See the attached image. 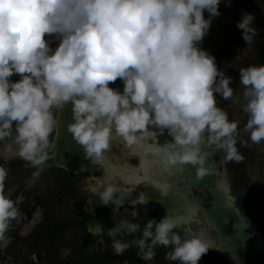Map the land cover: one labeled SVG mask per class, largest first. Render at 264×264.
<instances>
[{"label":"clouds","instance_id":"1","mask_svg":"<svg viewBox=\"0 0 264 264\" xmlns=\"http://www.w3.org/2000/svg\"><path fill=\"white\" fill-rule=\"evenodd\" d=\"M221 0H0V140L15 125L17 155L40 169L48 159L49 137L58 126L53 109L72 104L67 131L97 161L113 135L131 148L138 133L154 125L172 137L155 152L167 165H196L197 177L210 175L212 146L224 161L241 162L237 144L239 121L218 106L217 95L239 104L247 116L243 132L253 144L264 141V64L239 69L241 92L232 77L218 68L216 58L199 45ZM226 6H230L227 0ZM205 11L208 17L205 18ZM255 16L242 12L236 27L251 44ZM58 39L50 47L45 37ZM14 74L20 79L12 81ZM119 79V88L110 87ZM203 146V148H202ZM39 171L34 172L37 176ZM7 171L0 167V240L16 216L14 202L3 194ZM96 195L104 207L119 209L128 195L119 185L97 180ZM146 202V201H144ZM135 206L137 200L128 201ZM132 218L138 213L133 208ZM177 217L140 224L122 219L108 228L112 252L129 248L151 261L157 246L168 249L164 259L198 264L209 250L199 235H181ZM92 235L102 224L86 226ZM140 233L139 237L135 234ZM132 236L131 240L123 237ZM171 246V247H169ZM123 264H128L124 261Z\"/></svg>","mask_w":264,"mask_h":264},{"label":"rangeland","instance_id":"2","mask_svg":"<svg viewBox=\"0 0 264 264\" xmlns=\"http://www.w3.org/2000/svg\"><path fill=\"white\" fill-rule=\"evenodd\" d=\"M226 3L227 0H221L220 15L212 19L208 33L199 46L210 55L215 56L218 68L232 77L230 86L235 89V95L239 96L241 92L239 69L252 64H264V0H230V6H226ZM242 12H248L255 16L253 27L256 29V35L253 37L252 43L248 45L242 39L241 30L236 27ZM204 15L205 18L208 17L207 11ZM45 38L51 41L50 47L54 50L57 47L58 39L47 36ZM10 79L16 81L20 79V76L14 74ZM109 86L119 88L121 91L123 89V84L119 79L114 83L110 82ZM217 101L218 106L228 112L230 120L239 121L240 136L238 140L247 141L246 145H241L243 150L245 149L242 154L244 159L239 162L243 170L241 172L242 179L246 180L245 186L235 182L233 168L228 170L224 155L217 150L213 155L216 167L224 175H232L231 195L242 199L251 221L264 234V194H262L264 173L261 175L260 172L264 165V141H261L260 144H253L248 140V134L243 132L247 116L241 111L239 104L224 100L219 95H217ZM56 111L57 109H53L54 115H56ZM156 130L165 137H170L166 129L163 132L159 128ZM53 134L49 137L50 143ZM15 135V125H13L11 135L0 140V167L7 171L3 182V194L14 202L17 209L16 216L9 221V227L12 226L13 233L17 228V237H11L8 232L11 231V228L8 227L1 241L3 249L1 250L0 264H10L11 261L14 264H60V262L63 264H123L119 259L122 255H114L111 245L105 241L104 234L108 228L101 236L89 238L83 226L78 223L79 214L74 211L77 210V180L79 176L56 167L53 154L49 149L48 159L45 164L40 166L42 170L29 166L17 155L18 145L14 140ZM111 147L116 149L112 154L117 158L119 164L125 163L123 162V158H125L126 163L137 166L138 162L135 156L126 155L127 146L123 147L115 142L110 143L109 148ZM103 156L108 157V149ZM37 171L39 174L34 176L33 173ZM81 180L84 179L81 177ZM35 206L37 209L31 213L29 207L32 209ZM128 212V209L121 207L116 213L122 220L131 216ZM191 229L193 232L199 230L195 226H192ZM77 231L81 234H75ZM88 239L91 241L87 245ZM11 242L12 244L17 243L18 246L5 250V245ZM39 244L42 246L41 251L44 250L45 244L50 248L53 245V250H48L53 256L52 259H49L47 254H44L43 259L38 258ZM31 250L32 252H30ZM41 253H45V251ZM48 260L52 261L48 263ZM135 263L147 264L146 261ZM198 264L200 263L198 262Z\"/></svg>","mask_w":264,"mask_h":264},{"label":"flooded vegetation","instance_id":"3","mask_svg":"<svg viewBox=\"0 0 264 264\" xmlns=\"http://www.w3.org/2000/svg\"><path fill=\"white\" fill-rule=\"evenodd\" d=\"M56 116V115H55ZM157 127L154 125H148L145 130L138 133V136L140 137L138 143L136 145H133L131 148L127 147L125 149L127 156H135V159H137V166H131L128 163H126V159L123 158V164H119L117 161V158L114 157L113 150L116 149L108 148V157L103 156L100 160H96L95 158H92V163L94 165H98L103 169V179L106 183H115L119 185L126 193H128L125 204L122 207H125L128 209V214L133 210V208L138 213V216L136 218H132L129 216L127 220H130L133 223H138L141 226V229L143 228L144 224L152 218H155L157 221H159L162 217H164L167 214L162 215L159 210L158 206L159 203L156 200V195L163 196V195H169L170 191H172L174 183V177L178 173V167L181 165H167L164 164L160 156L156 154L155 151H149V149H154L157 146H163L168 142H171L172 137L170 136L165 137L163 134L158 132ZM119 143L123 147H126L122 139L117 136L113 135L110 143ZM238 150L241 154H243V147L241 144H237ZM208 150L213 158L214 164L215 159L213 155L216 153V150L214 147L210 146L208 147ZM50 151V150H49ZM53 154V153H52ZM224 155V153L222 152ZM54 161V159H53ZM226 166L228 167V170L233 168V178L237 184H243L245 186L246 180L244 181L242 179L241 172L243 171L241 169V165L234 161L226 162ZM56 166V165H55ZM57 167V166H56ZM59 168V167H58ZM215 168L218 175V181L221 178H225L227 180L228 188L230 189L231 194V178L232 175L230 174L224 175L222 172L218 171L216 164ZM110 169L115 171L114 175L110 176ZM64 170V169H63ZM226 170V169H225ZM67 172V171H66ZM225 172V171H224ZM261 175L264 173V165L261 168ZM69 173V172H68ZM72 174V173H71ZM77 176H79L77 180V210L74 212L78 213V223L83 226L86 233H88L89 238L93 237H99L103 233H100L98 235H92L85 224L81 222V217L83 215H88L89 213V207L91 206L93 209V221L102 224L104 230L106 228H110L113 226L114 223H118L121 219L118 218L117 211L121 208L114 209L116 207L113 204H110L108 207H104L99 199V196L96 195L95 191H93V188H96L97 186V180L98 175L97 173H94L90 170V168L77 173ZM81 177L84 179L81 180ZM212 187L217 188V182L212 185ZM154 193V194H153ZM196 194L203 196L205 202L210 199V194L207 189H199L196 191ZM262 194H264V190L262 191ZM130 200H137V203L135 206L128 203ZM146 201V202H144ZM31 204V203H29ZM244 204V202H243ZM29 211L33 213L37 208L36 206L32 209L29 207ZM49 209V208H48ZM245 209V207H244ZM178 208L175 210L169 211V215L173 216L177 213ZM246 211V210H245ZM80 212V213H79ZM72 213V212H70ZM69 213V214H70ZM247 213V211H246ZM74 215V214H73ZM251 218V217H250ZM106 220V221H105ZM179 221V227L175 229V231L179 232L182 236L185 235L187 232H193L192 226L198 227L197 232H193L197 235H199L202 239L208 240L210 236L207 234H210L211 232H208L206 230V225L201 217L200 209L196 208L195 212L190 216L185 218H181ZM252 225H254L262 234L264 238L263 232L260 230V228L251 221ZM11 231H8L11 235V237H17V228L14 229V233L12 232V226ZM82 228V227H81ZM80 228V229H81ZM205 229V230H204ZM60 232V231H59ZM207 233V234H206ZM63 234V233H62ZM77 235L81 234V232L75 233ZM137 237H139L140 233L135 234ZM46 237V236H45ZM104 237L106 238V242L111 245L110 238L104 234ZM47 238V237H46ZM80 238V237H79ZM125 240H131L132 236H125L123 237ZM77 241V238L75 239ZM2 240H0V256L2 253ZM12 241V239H11ZM91 240L88 239L86 241V244ZM13 246H18L17 243L12 242L8 245H5V250H8L9 248H12ZM39 251L38 252V258L43 259L44 254H47L49 259H52V255L49 253L53 249V245H51V248L49 245L44 246L45 253H41L42 246L39 244ZM171 247V246H169ZM51 249V250H50ZM14 250V249H13ZM50 250V251H48ZM137 249L135 247L129 248L127 251H125V255H122L120 259L121 263L124 261H127L128 264L140 262L142 260H139L136 256ZM168 251V249H165L163 247L157 246L156 248V256L151 261H146L147 264H176V262H170L164 259L165 252ZM32 252V250L30 251ZM264 256V248L256 255H250V254H243L244 260L246 264H263L262 258ZM17 260V258H16ZM50 263L52 260H48ZM200 264H234L226 259V256L217 250L216 247H210L206 254H204L201 259L198 261ZM10 264H14L12 261ZM60 264H63V262H60ZM136 264V263H135Z\"/></svg>","mask_w":264,"mask_h":264},{"label":"water","instance_id":"4","mask_svg":"<svg viewBox=\"0 0 264 264\" xmlns=\"http://www.w3.org/2000/svg\"><path fill=\"white\" fill-rule=\"evenodd\" d=\"M55 117L59 123L54 130L49 148L53 153L54 164L72 174L90 168L92 172L97 173V178L101 179L103 169L94 165L92 158L86 157L83 147L67 131V125L73 122L71 102H68L62 109H57ZM206 150L210 154L208 148ZM197 167L190 163L178 167V173L174 177L175 185L169 195H156L159 212L164 215L178 208L173 216L180 220L188 215L191 216L195 209L199 208L206 230L211 232L206 233L210 236L207 240L209 246L216 247L228 261L234 264H246L243 254L256 255L264 248V238L261 232L252 225L242 199L230 194L227 180L223 177L218 181L211 154L208 163L210 175L198 178ZM216 182L217 188L212 187ZM199 189L208 190L210 199L207 203L203 196L196 194ZM88 207V215L81 217V222L86 226L94 222L93 209L91 206ZM262 263L264 264V256Z\"/></svg>","mask_w":264,"mask_h":264},{"label":"snow or ice","instance_id":"5","mask_svg":"<svg viewBox=\"0 0 264 264\" xmlns=\"http://www.w3.org/2000/svg\"><path fill=\"white\" fill-rule=\"evenodd\" d=\"M149 151L151 152V151H155V150L154 149H149ZM114 174H115V171L110 169V176H109V178L111 177V175H114ZM92 190L94 191L95 188H93Z\"/></svg>","mask_w":264,"mask_h":264}]
</instances>
